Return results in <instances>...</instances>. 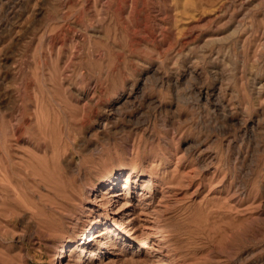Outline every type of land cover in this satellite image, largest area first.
I'll return each instance as SVG.
<instances>
[{
    "label": "rangeland",
    "instance_id": "rangeland-1",
    "mask_svg": "<svg viewBox=\"0 0 264 264\" xmlns=\"http://www.w3.org/2000/svg\"><path fill=\"white\" fill-rule=\"evenodd\" d=\"M127 177L101 264H264V0H0V264Z\"/></svg>",
    "mask_w": 264,
    "mask_h": 264
},
{
    "label": "bare ground",
    "instance_id": "bare-ground-1",
    "mask_svg": "<svg viewBox=\"0 0 264 264\" xmlns=\"http://www.w3.org/2000/svg\"><path fill=\"white\" fill-rule=\"evenodd\" d=\"M128 179L127 177L122 187L118 189L115 188V178L101 182L99 186L102 188L100 195L102 198H107L106 203L109 208L114 210L115 217L111 221L103 217L101 219L99 217L92 218L88 228L85 226L87 222H80L79 218H77L74 227L72 226V235L61 242L60 251L54 259L57 264H101L113 248L123 245L121 241L123 237L121 236L123 233L122 226L131 223L133 218L129 219V213L126 214V217H121L120 219L116 218V216H119L118 211L120 209L124 208L127 212L130 210L129 207H132V200L129 198V194L133 188L129 184ZM97 191L98 189L94 188L93 192L96 193ZM91 209L90 207L89 212H87L90 213ZM85 237L88 238L85 239ZM130 247L131 245L128 243L126 248L130 250Z\"/></svg>",
    "mask_w": 264,
    "mask_h": 264
}]
</instances>
